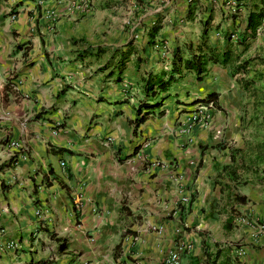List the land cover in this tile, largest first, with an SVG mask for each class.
<instances>
[{"label":"crops","instance_id":"crops-1","mask_svg":"<svg viewBox=\"0 0 264 264\" xmlns=\"http://www.w3.org/2000/svg\"><path fill=\"white\" fill-rule=\"evenodd\" d=\"M258 13L264 0H0V244L16 245L0 264H264ZM203 41L228 63L187 73L137 123L146 75ZM211 93L218 107L184 131Z\"/></svg>","mask_w":264,"mask_h":264},{"label":"trees","instance_id":"trees-1","mask_svg":"<svg viewBox=\"0 0 264 264\" xmlns=\"http://www.w3.org/2000/svg\"><path fill=\"white\" fill-rule=\"evenodd\" d=\"M262 13L251 14L248 17L247 29H249L251 35L255 34L257 26L260 25L262 20ZM159 28L155 27L149 32V43L154 44L155 37L159 33ZM120 60L116 64V70H118L117 79H120L122 72L125 70V62L131 54H133L132 45L129 43L125 50H120ZM230 59L229 51H224L221 54L213 53L212 48L203 41V44L199 46L196 51L192 52L190 57H184L181 50L177 49L173 53L169 68L163 66L158 72H149L143 79L142 92L143 100L137 107V123H141L148 117L150 112L155 108H158L161 101L164 99L162 96L169 92L171 87L184 80L187 73H193L198 81H201L209 71V66L212 64H227ZM138 64L141 62L137 59ZM246 64H244L245 66ZM113 72L110 73V76ZM197 104H212L214 107H218V94H208L204 99L196 101ZM15 159H11V163ZM8 166V165H7ZM182 210V207H180Z\"/></svg>","mask_w":264,"mask_h":264},{"label":"built area","instance_id":"built-area-1","mask_svg":"<svg viewBox=\"0 0 264 264\" xmlns=\"http://www.w3.org/2000/svg\"><path fill=\"white\" fill-rule=\"evenodd\" d=\"M190 1L191 0H189V2ZM83 7H84L85 11H88V9H90L88 3H83ZM257 30H258V32H261V31L264 32V17L262 18L261 23H260V25H259ZM163 50H164V48H163ZM209 107L213 108V105L212 104H208V105L200 104V105H197V108L195 109V111L192 112L191 115L188 117L187 125L184 128V131H187V130L191 129L196 123L201 122L205 118L206 109L209 108ZM8 148L10 150H12V151H22L23 150L22 145L18 141H10L8 143ZM9 156H10L11 159L12 158H14V159L16 158L15 152L14 153L11 152V154ZM64 164L65 163L62 162L61 166H64ZM74 198H75V200H74L75 208L79 209L80 205H81L80 204L81 203V195H78L77 197H74ZM187 202H188V199H183L182 200V203H184V204H186ZM43 213L44 212L42 210H40V209H37L35 211V215L38 218H42L43 217ZM245 222H246L247 225L252 226L251 222H249V221L247 222L246 220H245ZM263 227H264V225H261V228H263ZM3 246L6 249H11V250L16 249V245L13 242H11V241L7 242L4 245L0 244V251L4 248ZM189 249H190V245H188V244H181L179 246V251H186V250H189ZM242 252L243 251L240 250L239 251V255L242 254ZM166 264H179V254L178 253L172 254L169 257V259L166 261Z\"/></svg>","mask_w":264,"mask_h":264},{"label":"rangeland","instance_id":"rangeland-1","mask_svg":"<svg viewBox=\"0 0 264 264\" xmlns=\"http://www.w3.org/2000/svg\"><path fill=\"white\" fill-rule=\"evenodd\" d=\"M79 7H81V5H78L77 3H72L69 5L68 7V13L67 15H74L76 13L75 10H79ZM47 18L51 20L52 23H58L59 22V15L56 14L55 12H49V14H47ZM241 223V221H239ZM243 223H246L245 220L243 221Z\"/></svg>","mask_w":264,"mask_h":264}]
</instances>
